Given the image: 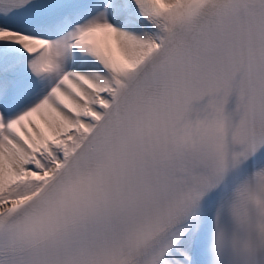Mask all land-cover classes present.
Listing matches in <instances>:
<instances>
[{
	"label": "snow or ice",
	"instance_id": "1",
	"mask_svg": "<svg viewBox=\"0 0 264 264\" xmlns=\"http://www.w3.org/2000/svg\"><path fill=\"white\" fill-rule=\"evenodd\" d=\"M257 190L264 0H0V264H214Z\"/></svg>",
	"mask_w": 264,
	"mask_h": 264
},
{
	"label": "clouds",
	"instance_id": "2",
	"mask_svg": "<svg viewBox=\"0 0 264 264\" xmlns=\"http://www.w3.org/2000/svg\"><path fill=\"white\" fill-rule=\"evenodd\" d=\"M232 222L233 230L226 249L221 246L216 234L213 235L214 264H255L249 252L264 245V193L260 190L248 193L240 213L233 215ZM225 251L226 255H223Z\"/></svg>",
	"mask_w": 264,
	"mask_h": 264
}]
</instances>
